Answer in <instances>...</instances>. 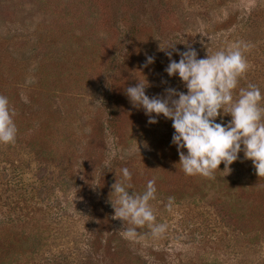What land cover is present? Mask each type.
I'll list each match as a JSON object with an SVG mask.
<instances>
[{
	"label": "rangeland",
	"instance_id": "obj_1",
	"mask_svg": "<svg viewBox=\"0 0 264 264\" xmlns=\"http://www.w3.org/2000/svg\"><path fill=\"white\" fill-rule=\"evenodd\" d=\"M237 44L247 69L233 97L254 84L264 106V0H0V95L17 128L0 144V264H264L251 160L185 175L172 121L148 123L125 93L137 79L150 98L187 91L160 47L204 58ZM123 168L130 193L155 180L159 238L121 234L110 192Z\"/></svg>",
	"mask_w": 264,
	"mask_h": 264
},
{
	"label": "clouds",
	"instance_id": "obj_2",
	"mask_svg": "<svg viewBox=\"0 0 264 264\" xmlns=\"http://www.w3.org/2000/svg\"><path fill=\"white\" fill-rule=\"evenodd\" d=\"M169 48L177 52L178 61L171 58L172 51H166ZM160 50L169 57L164 71L169 77L178 76L187 91L167 88L164 96L150 98L145 92L148 81L137 79L136 85L127 87L125 93L133 107L143 109L148 123H156L160 115L172 121L171 143L177 147L178 164L184 174L210 177L221 163L223 171H230V165L243 152V159L251 160L257 176H264V106L260 104V89L248 84L233 97V90L247 69L241 46L207 53L204 58H198L193 48L179 51L174 45ZM153 62L154 58L147 56L145 66ZM12 116L8 98L0 95V144L15 140L17 128ZM224 116H230L227 123L217 122L218 117L223 120ZM121 174L110 192L113 218L124 223L121 234L133 239L139 228L147 226L150 235L159 238L167 226L155 223L149 204L155 199V180H148L143 192L130 193L131 173L123 168ZM165 207L170 210L171 203Z\"/></svg>",
	"mask_w": 264,
	"mask_h": 264
}]
</instances>
